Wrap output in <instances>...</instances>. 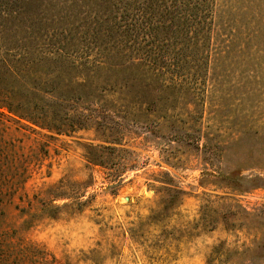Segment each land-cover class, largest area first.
Returning <instances> with one entry per match:
<instances>
[{"label": "rangeland", "instance_id": "obj_1", "mask_svg": "<svg viewBox=\"0 0 264 264\" xmlns=\"http://www.w3.org/2000/svg\"><path fill=\"white\" fill-rule=\"evenodd\" d=\"M217 44L203 109L115 93L116 114L66 106L87 117L67 132L0 111V264H264V41ZM98 145L103 166L85 159Z\"/></svg>", "mask_w": 264, "mask_h": 264}, {"label": "trees", "instance_id": "obj_2", "mask_svg": "<svg viewBox=\"0 0 264 264\" xmlns=\"http://www.w3.org/2000/svg\"><path fill=\"white\" fill-rule=\"evenodd\" d=\"M236 5L250 15L243 31L234 24ZM262 21L264 0H0V111L67 132L83 128L87 117L81 112L73 121L66 106L92 102L116 114L126 106H117L115 93L146 110L190 93L203 109L215 87L208 74L227 56L217 43L264 41ZM88 148L86 161L103 166L102 147Z\"/></svg>", "mask_w": 264, "mask_h": 264}]
</instances>
